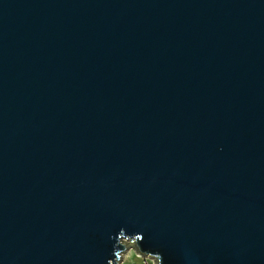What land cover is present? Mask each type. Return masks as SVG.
I'll return each instance as SVG.
<instances>
[{
    "label": "water",
    "instance_id": "obj_1",
    "mask_svg": "<svg viewBox=\"0 0 264 264\" xmlns=\"http://www.w3.org/2000/svg\"><path fill=\"white\" fill-rule=\"evenodd\" d=\"M264 264V0H0V264Z\"/></svg>",
    "mask_w": 264,
    "mask_h": 264
},
{
    "label": "rangeland",
    "instance_id": "obj_2",
    "mask_svg": "<svg viewBox=\"0 0 264 264\" xmlns=\"http://www.w3.org/2000/svg\"><path fill=\"white\" fill-rule=\"evenodd\" d=\"M119 264H156V260L152 258H144L135 247L128 246L121 254Z\"/></svg>",
    "mask_w": 264,
    "mask_h": 264
},
{
    "label": "built area",
    "instance_id": "obj_3",
    "mask_svg": "<svg viewBox=\"0 0 264 264\" xmlns=\"http://www.w3.org/2000/svg\"><path fill=\"white\" fill-rule=\"evenodd\" d=\"M144 258H146V259H147V258H149V257H144ZM120 259H121V258H120ZM119 262H120V260L117 262V264H119Z\"/></svg>",
    "mask_w": 264,
    "mask_h": 264
}]
</instances>
